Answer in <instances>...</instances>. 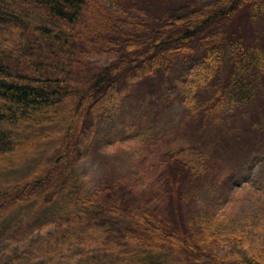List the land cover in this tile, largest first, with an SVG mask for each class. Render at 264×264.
I'll use <instances>...</instances> for the list:
<instances>
[{
    "label": "trees",
    "instance_id": "16d2710c",
    "mask_svg": "<svg viewBox=\"0 0 264 264\" xmlns=\"http://www.w3.org/2000/svg\"><path fill=\"white\" fill-rule=\"evenodd\" d=\"M65 99L75 119L47 166L0 190V264H264V0H0V157ZM100 111L117 114L100 144L119 166L87 191ZM255 160L235 227L217 210Z\"/></svg>",
    "mask_w": 264,
    "mask_h": 264
},
{
    "label": "rangeland",
    "instance_id": "374dc122",
    "mask_svg": "<svg viewBox=\"0 0 264 264\" xmlns=\"http://www.w3.org/2000/svg\"><path fill=\"white\" fill-rule=\"evenodd\" d=\"M87 15L90 16L89 13ZM239 17L242 20L241 25H244V33L247 39H249L250 35L256 30L255 26L260 27V25L258 23L252 24L249 21L250 19H248V14H245V16L240 15ZM93 59L101 63L106 61L105 58L99 57ZM66 104H69V99H65L62 104L63 106H61L62 108L51 107L47 111L48 115L45 118L40 121L29 120L26 122V126L21 128L25 131H23L22 136L16 137L14 143L17 145V148L0 157L1 171L11 168L13 170L18 169L20 172H18V175L11 177L10 181L1 179L0 190L18 187L25 182L26 173H29L27 175L32 177L41 172L35 171V169H44L47 166L45 150L51 151L53 147L58 146L68 124L75 119L73 108L69 107L68 111L64 109V105ZM181 111V104L174 102L164 112L157 131L164 132L170 125L177 124L181 117ZM98 115L100 116V124L98 125V130L92 136L91 151L78 162V169L81 172L87 191L93 190L101 182L106 171L114 168L115 165L119 166V164L114 163L116 153L110 150L116 149V145L105 149L104 147H107V145L102 147L100 144L101 140L109 143L114 138L113 134L116 132V128L114 129L112 124L113 121L117 120V114L100 111L96 113V118ZM101 130L107 133V135L101 133ZM48 131L50 132L49 136H44ZM259 167L260 163L258 160H255L251 166L244 167L243 171L234 178L232 185L224 191L221 197V206L217 210V214L226 217L229 224L235 222V227L240 226L241 228L243 226L242 224L236 225V222L244 221L245 212L248 207L253 206V202L258 201L255 197L260 194H254V191L258 188V185L255 183L258 182V179L260 180L257 171L260 169ZM245 186L251 187L253 190H247L244 188ZM244 230L247 233L254 234L256 229L253 230L252 227L247 225L246 228L244 227ZM251 238L254 239L253 237ZM261 245L264 246V244Z\"/></svg>",
    "mask_w": 264,
    "mask_h": 264
}]
</instances>
